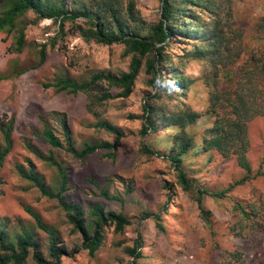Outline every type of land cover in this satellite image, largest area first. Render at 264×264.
<instances>
[{"label": "trees", "instance_id": "obj_1", "mask_svg": "<svg viewBox=\"0 0 264 264\" xmlns=\"http://www.w3.org/2000/svg\"><path fill=\"white\" fill-rule=\"evenodd\" d=\"M161 1L159 16L149 19L143 15L139 0H0V31L13 32L11 49L14 52H20L26 46V28L30 22L49 17L58 25L56 35L50 36L37 49L34 62L22 67L16 65L12 71L15 75L43 64L46 46L54 49L57 41L64 39L66 22H70L72 33L88 42L122 44L121 55L129 58L127 69L98 68L87 77H75L66 70L52 80H42L43 86L54 87L58 92L85 93L86 114L83 118L92 117L87 125L104 129L114 134L115 139L95 136L78 143L68 113L60 110L38 113L37 121L23 135L25 147L52 169V175L48 177L31 155H25L23 160H13L12 167L29 182L25 190L34 187L53 201L63 213V219L61 223L51 222L43 212L24 201L20 203L27 217L0 214V264H23L29 257L37 264H61L63 256L81 249H87L95 256L105 241L108 226H114L115 231L122 233L131 224L123 211L106 206L110 199L124 201L120 191L114 189L111 192L110 179L104 184L91 179L96 185L93 192L99 190L95 193L99 199L82 201L70 195L68 157L83 158L97 149H105L108 156L116 158L121 139L127 134L123 126L106 113L107 103L117 97H129L143 71L147 83L155 89L147 92L142 113L129 117L140 118V134L158 133L162 139L156 144L142 138L139 153L149 157L161 154L171 162L175 179L166 180L165 186L170 188L179 184L190 191L206 222H211V211L203 204V197L226 196L234 185L262 173L259 169L254 170L249 157L251 141L247 121L264 114V13L256 22L257 49L240 62L245 41L233 14L234 0ZM30 10L35 12L33 20L27 19ZM176 39L189 44L184 45L183 52L176 53L177 61L195 59L205 67L202 82L209 89V105L204 111L196 109L188 100H179L174 93L176 90L188 94L198 79L185 74L172 60L168 44ZM8 76L11 75L2 73L0 79ZM170 97L178 99L171 103ZM14 120L13 114L6 119L0 118V185L4 181L3 167L14 147ZM199 120L204 121V126L199 131L201 136L196 138L192 126ZM62 150L68 154L67 158L63 157ZM192 151L209 159L215 152L234 157L245 173L228 186L212 190L189 175V169L195 167L187 165L186 156ZM121 181L125 183L124 178ZM125 186L124 192L130 194L134 185L128 183ZM232 204L238 212L234 215L240 214L242 220L253 213L258 215L264 208V205L257 208L255 203L244 199H234ZM149 217L156 220L160 229L165 228L159 212L144 209L141 218ZM66 224L72 226L71 232L79 233L81 244L77 242L71 247L65 241L61 225ZM142 245L139 233L134 245L124 247L125 253L132 257L129 264H141ZM222 264H244L242 251L229 249Z\"/></svg>", "mask_w": 264, "mask_h": 264}, {"label": "rangeland", "instance_id": "obj_2", "mask_svg": "<svg viewBox=\"0 0 264 264\" xmlns=\"http://www.w3.org/2000/svg\"><path fill=\"white\" fill-rule=\"evenodd\" d=\"M161 2L139 0V5L145 17L154 19L160 14ZM233 3V14L239 22L237 26L242 28L245 41L240 58L242 62L251 51L257 49L256 22L264 13V0H234ZM27 19H35V12L28 11ZM70 26V22H66L65 37L57 41L54 49L46 46L47 56L42 65L30 68L20 75L13 74L15 66L32 64L37 56V49L50 36L56 35L58 25L49 17L30 22L26 28L27 44L20 52L11 49L13 32L0 31V74L11 75L0 79V118L6 119L12 114L15 116L14 147L2 170L4 181L0 185V214L27 217V212L20 203L24 201L43 212L47 220L62 222L63 213L56 208L55 203L42 196L34 187L25 190L24 187L29 186V182L12 167L13 160H23L25 155H31L48 177L52 175V169L25 147L23 136L29 126L37 121L41 111L60 110L68 113L73 136L78 139V143L95 136L115 139L114 134L87 125L92 117L89 115L86 119L83 118L86 114L85 93L74 95L58 92L54 87L42 84V80H52L66 70L75 77H87L98 68H128L129 58L121 55L122 44L88 42L72 33ZM184 45L189 46L181 39L173 40L168 44V51L180 70L198 79L188 94L176 90L174 93L179 100H188L196 109L204 111L209 105V89L202 82L205 67L195 59L183 62L175 59L176 53L184 51ZM154 89L147 83L146 73L143 71L129 97H117L108 101L106 113L111 120L122 125L127 134L121 139L115 159L108 156L105 149H97L83 158L68 157L71 164L70 195L82 201L99 199L100 196L95 194L99 190L93 192L96 185L91 179L102 184L110 179L111 192L114 189L120 191L124 201L121 203L120 200L110 199L106 201V206L123 211L129 216L131 224L122 233L115 231L114 226H108L105 241L95 256H91L87 249H81L63 256L61 264H102L108 261L112 264H129L132 257L125 253L124 247L134 245L139 233L143 239L142 257L139 258L141 264H222L229 249L242 251L244 264H264V208L258 211V215L253 213L242 220L240 214L234 215V212H238L234 211L232 204L234 199H244L245 202L255 203L260 209L264 205V114L247 121L251 141L249 157L254 170L259 169L262 173L234 185L226 196L214 199L203 197V204L211 211L209 223L203 218L190 191L179 184L170 188L165 186L166 180L175 179L171 162L161 154L149 157L139 153L142 138L146 141L153 140L156 144H160L158 142L162 139L158 133L140 134V118L129 117L130 114L142 113L144 98L149 90ZM170 98L171 103L178 99ZM203 122L199 120L197 125L192 126L196 138L201 136L202 132L199 131L204 126ZM192 152L186 156L187 165L195 167L189 169V175L212 190L228 186L245 173L234 157L228 158L215 152L209 159ZM61 153L67 158L65 151L62 150ZM121 178H124L125 183ZM128 183L134 185L130 194L124 192ZM144 209L159 212L165 228L160 229L153 217L141 218ZM71 227L70 224L61 225L65 241L72 247L77 242L81 244L82 240L79 233L71 232ZM23 264L37 263L29 257Z\"/></svg>", "mask_w": 264, "mask_h": 264}]
</instances>
